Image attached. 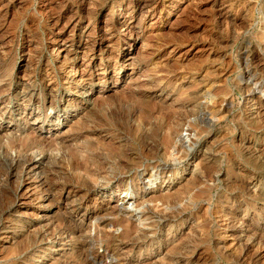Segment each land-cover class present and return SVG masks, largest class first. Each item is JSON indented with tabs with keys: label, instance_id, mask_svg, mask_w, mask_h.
I'll return each mask as SVG.
<instances>
[{
	"label": "rangeland",
	"instance_id": "rangeland-1",
	"mask_svg": "<svg viewBox=\"0 0 264 264\" xmlns=\"http://www.w3.org/2000/svg\"><path fill=\"white\" fill-rule=\"evenodd\" d=\"M0 264H264V0H0Z\"/></svg>",
	"mask_w": 264,
	"mask_h": 264
},
{
	"label": "bare ground",
	"instance_id": "bare-ground-1",
	"mask_svg": "<svg viewBox=\"0 0 264 264\" xmlns=\"http://www.w3.org/2000/svg\"><path fill=\"white\" fill-rule=\"evenodd\" d=\"M112 21V20H111ZM122 22V21H121ZM93 51V50H92ZM113 58H114V56H113ZM112 58V59H113ZM121 58V55H117V56H115V58H114V62H115V64L117 65L118 63H119V59ZM76 70V69H75ZM71 73V72H70ZM65 74H67V73H65ZM81 78H82V76H81ZM80 82V81H79ZM156 132V131H155ZM154 134V133H153ZM151 151V150H150ZM128 172V171H127Z\"/></svg>",
	"mask_w": 264,
	"mask_h": 264
}]
</instances>
